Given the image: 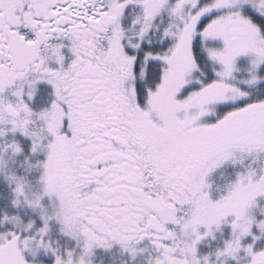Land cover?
<instances>
[{
  "label": "snow or ice",
  "instance_id": "1",
  "mask_svg": "<svg viewBox=\"0 0 264 264\" xmlns=\"http://www.w3.org/2000/svg\"><path fill=\"white\" fill-rule=\"evenodd\" d=\"M0 177V264H264V0H0Z\"/></svg>",
  "mask_w": 264,
  "mask_h": 264
},
{
  "label": "rangeland",
  "instance_id": "2",
  "mask_svg": "<svg viewBox=\"0 0 264 264\" xmlns=\"http://www.w3.org/2000/svg\"><path fill=\"white\" fill-rule=\"evenodd\" d=\"M8 192H9V189H8L7 184L4 182L3 178L0 177V209H3L4 207L8 206V200H7ZM103 256L105 257L106 261L112 259L111 254H105ZM123 258L126 259L127 257L125 256ZM120 260H121V257L117 253L115 264H120ZM129 264H141V261L139 258H137V261L135 262L129 261Z\"/></svg>",
  "mask_w": 264,
  "mask_h": 264
},
{
  "label": "flooded vegetation",
  "instance_id": "3",
  "mask_svg": "<svg viewBox=\"0 0 264 264\" xmlns=\"http://www.w3.org/2000/svg\"><path fill=\"white\" fill-rule=\"evenodd\" d=\"M101 255H105V253H101ZM99 258V257H98ZM140 259V258H139Z\"/></svg>",
  "mask_w": 264,
  "mask_h": 264
}]
</instances>
